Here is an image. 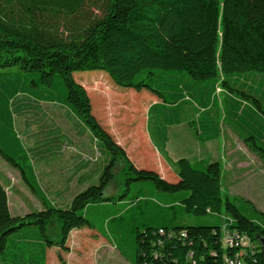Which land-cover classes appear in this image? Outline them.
Here are the masks:
<instances>
[{
	"label": "trees",
	"instance_id": "trees-1",
	"mask_svg": "<svg viewBox=\"0 0 264 264\" xmlns=\"http://www.w3.org/2000/svg\"><path fill=\"white\" fill-rule=\"evenodd\" d=\"M86 70H104L121 86L157 96L161 103L149 107L148 127L153 106L166 104L173 113L187 93L205 112L204 104L211 98L214 104L221 90L216 83L220 75L226 83L225 75L264 73V0H0V156L21 172L44 205L13 215L0 181V255L12 254L18 263L16 256L35 251L24 241L56 243L46 233L53 221L60 226L61 247L72 229L94 228L86 214L91 206H108L116 199L105 190L122 164L127 191L132 183L151 181L165 197L158 205L161 213L150 209L157 221H145L133 233V264H225V257L238 250L223 246L224 226L252 241L254 252L244 254L242 264H264V210L248 199L223 195L221 163L179 158L172 162L178 176L173 182L153 169L138 168L93 114L87 89L74 78V72ZM205 80L215 83L204 95L199 89ZM237 92L222 100L224 117L235 120L232 100L264 115L257 96ZM18 94L68 107L111 155L98 183L75 193L67 207L53 205L40 188L14 124L12 101ZM211 137L209 132L203 136ZM246 140L264 160L261 139L250 135ZM142 192L140 187L134 199L140 201ZM172 210L197 223L170 224ZM20 260L34 264L33 259Z\"/></svg>",
	"mask_w": 264,
	"mask_h": 264
},
{
	"label": "rangeland",
	"instance_id": "rangeland-1",
	"mask_svg": "<svg viewBox=\"0 0 264 264\" xmlns=\"http://www.w3.org/2000/svg\"><path fill=\"white\" fill-rule=\"evenodd\" d=\"M85 74L91 77L101 75L98 83L89 86V96L95 117L103 120L111 115L119 117L117 119L120 121L114 122L115 125L126 118L129 110H132L136 113L134 127L144 133L147 123L146 107L155 95L145 88L136 90L121 86L104 70L76 71L74 78L79 81L81 77H86ZM225 77L226 83L222 82L221 75L216 79L221 90H217L214 104H212V98L204 104V107H207L205 112L198 107L186 110L184 99L179 102L178 107L173 109V113H160L156 123L154 121L157 117L151 114L150 129L156 124L160 127L162 124L166 125L168 121H171L170 119L186 121V113L187 116L195 118V114L202 111L203 117L207 119L218 118L221 134L226 130L229 136V129L237 133V125L230 119L231 117L224 120L222 100L229 99L232 95L239 96L237 91L243 90L261 97L260 101L264 109V73L248 71L225 75ZM251 80H253L252 84H250ZM174 82L177 81L174 80ZM200 83L202 88L199 91L205 95L211 83L214 84L215 81L205 80ZM227 83L235 90L233 93L228 90ZM250 87L256 90L251 91ZM197 90H195L196 93ZM12 111L15 128L30 157L40 188L48 201L55 206H68L74 191L98 183L99 174L111 155L68 107L37 100L27 94H18L12 101ZM183 126L186 130V122ZM242 133L245 138L250 136L245 132ZM219 137L223 140V135ZM202 148L203 154L213 159L205 146L202 145ZM171 153L174 157L177 155L176 151ZM220 158L224 165L227 157L221 155ZM121 167L122 164H118L117 177L105 190L106 196L115 195L116 199L108 206H91L86 214L94 228L84 227V231L72 233L66 242V247H61L60 226L57 221H53L48 225L46 233L56 243H42L40 248H35L34 252L30 249L20 258L33 259L34 264L37 262L39 264H133L131 258L135 244L133 233L137 227L143 228L145 221H157H154L150 209L160 212L158 205H163L165 197L151 181H145L143 184L132 183L131 190L127 191L125 176L119 172ZM153 167L150 166V168ZM87 169L88 177H86ZM81 178L83 180L77 182V179ZM176 180V175L168 178V181ZM0 181L9 196L10 211L13 215L22 216L44 207L42 200L32 192L23 179L21 172L1 156ZM140 187H143V192L141 200L137 201L134 196ZM121 194L124 195L123 201L119 198ZM223 195H228L224 189ZM260 207L264 209L263 205ZM170 215H172L170 224L197 223L194 218H190L185 213L178 212L176 215L172 210ZM223 218H221L222 222ZM22 233L20 231L18 234ZM14 257L8 253L0 255V264H22L19 256H16L19 259L18 263L13 261Z\"/></svg>",
	"mask_w": 264,
	"mask_h": 264
},
{
	"label": "crops",
	"instance_id": "crops-1",
	"mask_svg": "<svg viewBox=\"0 0 264 264\" xmlns=\"http://www.w3.org/2000/svg\"><path fill=\"white\" fill-rule=\"evenodd\" d=\"M84 76L86 77H81L79 82L85 86L89 94V86L98 83V78L101 77V75L91 77L85 74ZM252 83L253 80H251L250 84ZM255 90L254 87L251 88V91ZM187 97L189 99H187ZM258 98L261 99V97ZM157 102L161 103L157 96H153L148 107H146L147 123L145 124L146 129L144 133L140 129H137V127H134V115L136 113H133L132 110H129L128 116L123 118L119 124L114 125V122L120 121V119H117L119 117H115L114 115L108 116L105 120L100 118L97 119L125 149L130 159L138 168L153 169L164 179L168 180V178L176 175L172 162L179 158L185 157L192 162L219 161L222 167V189H224L229 196L248 199L252 201L259 210H264L260 207L261 205L264 206V160L256 154L252 142L246 140L242 133L245 132L248 135L258 136L264 145V115L255 111L254 107L246 102H244L242 106L237 107L235 106V101L233 102L232 100V108L236 112H234L235 114L233 113L235 116V122H233L237 125L238 132L233 133L229 129L230 135L228 136L226 130L221 134L218 118L216 117L214 120L204 118L203 112L201 111L204 108L195 98L187 93L186 110L187 108L191 110L195 107L201 108V112L196 113L195 118L187 116L186 113V121H168L164 126L161 125V127H159L158 124H156L150 129L148 127V109ZM104 107L103 104V108ZM170 107L171 106L166 104L153 106L150 115L152 113V115L157 117L154 122H157L160 113L170 114ZM224 118V120H226L228 117ZM185 122L186 130L183 126ZM194 129H196V132ZM208 132L213 137L203 138ZM220 135H223V140L219 137ZM202 145L212 154L213 159L203 154ZM172 151L177 152L175 157L171 155ZM221 155L227 157L224 165L220 158ZM146 166L149 167L147 168ZM150 166L154 167L150 168ZM86 171L88 172V169ZM88 174L89 172L86 174V177H88ZM82 180V178L77 179V182ZM224 183H226V185H224ZM86 187L87 186L74 191L70 196V201L75 193ZM8 205L10 209L9 196ZM84 229V227L72 229L70 235H72V233H77L76 231H84ZM27 241L24 242L28 244V247L30 246L32 248H37V246L44 243L38 240L34 242L30 240Z\"/></svg>",
	"mask_w": 264,
	"mask_h": 264
},
{
	"label": "built area",
	"instance_id": "built-area-1",
	"mask_svg": "<svg viewBox=\"0 0 264 264\" xmlns=\"http://www.w3.org/2000/svg\"><path fill=\"white\" fill-rule=\"evenodd\" d=\"M158 232L160 235L166 234V231L162 228H160ZM170 235H172V233ZM181 235L186 236V232L182 231ZM223 246L235 247L238 250L234 256L225 257V264H242V256L249 251L254 252V246L248 234L239 232L235 229L231 230L226 226H224L223 232Z\"/></svg>",
	"mask_w": 264,
	"mask_h": 264
}]
</instances>
